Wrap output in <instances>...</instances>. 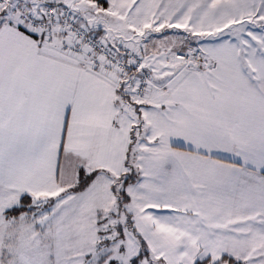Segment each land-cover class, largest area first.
Returning <instances> with one entry per match:
<instances>
[{
	"label": "snow or ice",
	"instance_id": "snow-or-ice-1",
	"mask_svg": "<svg viewBox=\"0 0 264 264\" xmlns=\"http://www.w3.org/2000/svg\"><path fill=\"white\" fill-rule=\"evenodd\" d=\"M0 264H264V0H0Z\"/></svg>",
	"mask_w": 264,
	"mask_h": 264
},
{
	"label": "rangeland",
	"instance_id": "rangeland-1",
	"mask_svg": "<svg viewBox=\"0 0 264 264\" xmlns=\"http://www.w3.org/2000/svg\"><path fill=\"white\" fill-rule=\"evenodd\" d=\"M169 31H173V30H169Z\"/></svg>",
	"mask_w": 264,
	"mask_h": 264
}]
</instances>
